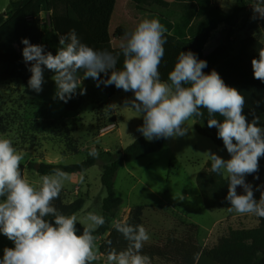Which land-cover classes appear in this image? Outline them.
Instances as JSON below:
<instances>
[{"label":"clouds","instance_id":"obj_1","mask_svg":"<svg viewBox=\"0 0 264 264\" xmlns=\"http://www.w3.org/2000/svg\"><path fill=\"white\" fill-rule=\"evenodd\" d=\"M251 6L252 19H264V0H253ZM166 33L158 18H143L134 29L126 30L119 45L123 55L119 68L120 53L96 50L82 43L75 29L59 35L55 55L45 51L44 45L22 38L23 60L26 65L31 62L27 87L40 93L47 69L54 73V99L64 103L78 89L80 95L86 94L82 85L88 78L97 87L114 85L132 92L134 99L126 101L125 107L142 117L143 124L137 131L147 141L185 136L189 131L186 122L203 117L201 109H205L209 117L207 126L217 129L218 138L230 154V159H224L206 152L211 171L228 181L227 211L264 218V186L254 189L245 179L258 173L259 158L264 156V127L260 126V118L254 115L249 122L243 114L245 96L226 85L216 70L203 72L207 61L192 51H180L167 80H162L159 65L165 54ZM251 65L254 78L264 83V47L258 50V59L253 58ZM101 74L106 79H101ZM217 115L223 119H217ZM26 155L14 147L11 138H0V233L14 243V247L4 248L0 264H93L102 257L103 264H152L142 252L150 239L148 231L143 225H132L127 220L112 222L128 242L127 247L100 253L94 233L105 224V218L88 212L78 220L75 214L60 212L52 202L59 197L65 182L72 180V175L54 168L41 176L38 184L33 183L22 174L21 162ZM89 156H98L95 147ZM83 179L81 176L80 180ZM238 186L243 189L242 194H238ZM254 191H260L259 200L255 199ZM77 223L83 226L81 234H77Z\"/></svg>","mask_w":264,"mask_h":264},{"label":"rangeland","instance_id":"obj_2","mask_svg":"<svg viewBox=\"0 0 264 264\" xmlns=\"http://www.w3.org/2000/svg\"><path fill=\"white\" fill-rule=\"evenodd\" d=\"M128 1L132 0H118L113 15L110 29L115 46L121 43L117 30L124 28L122 33L132 30L143 18H158L167 33L177 37L189 34L187 27L192 21L194 26L199 23L198 17L192 16L191 22L188 19L196 8L186 9L179 1L163 0L168 6L161 7L150 0V4L140 5L146 10L137 9L136 4ZM10 2L0 0V13L9 9ZM216 3L226 12H232L235 6V0H217ZM252 3H248L236 24H221L211 32L205 47L206 54L225 43L228 35L234 48L233 54L238 52L240 41L247 36H256L264 43V19H252ZM160 13L163 15L160 16ZM42 18L45 19V14ZM164 47V57L176 62L182 50L168 41ZM82 86L86 88V94L82 95L84 104L77 111L66 112L62 102L54 99L56 85L52 77L45 80L40 93L29 89L21 79L0 83V138H11L18 151L27 153L21 165L24 167L23 175L29 181L36 184L40 181L37 168H31L29 163L73 164L85 160L93 147L100 153L98 164L81 173H69L73 178L65 182L60 192L65 203L79 197L85 199L83 209L75 214L78 220H82L88 212L103 215V200L106 197L101 183L103 164L110 163L135 139L143 136L137 131L138 126L143 124L142 117L130 107H125L126 101L134 99L132 92L118 89L115 95L109 97L102 85L97 87L91 78L84 80ZM109 105L113 106L109 108ZM195 123V118L187 121L188 133L183 137L165 139L160 151L119 168L115 193L123 199V203L109 222L110 228L114 220L129 222L133 210L142 207L141 225L150 235L144 245L161 243L170 234L181 237L186 224L194 223L200 226V243L203 245L205 239L210 238L206 247H212L220 240L223 231H226L225 236L232 228L255 225V222L240 220H224L214 225L216 220L230 218L234 213H229L225 207L206 208L196 177L210 161L206 152L211 151L224 159H230V155L209 137L199 133ZM245 179L254 189L258 185L264 186V175L258 184L250 182L247 176ZM237 192L242 194L243 189L238 186ZM254 197L259 200L260 191H254ZM109 233L96 236L99 252L100 244ZM77 234L81 232L78 230ZM151 262L177 264L160 258H153ZM93 264H103V257Z\"/></svg>","mask_w":264,"mask_h":264},{"label":"trees","instance_id":"obj_3","mask_svg":"<svg viewBox=\"0 0 264 264\" xmlns=\"http://www.w3.org/2000/svg\"><path fill=\"white\" fill-rule=\"evenodd\" d=\"M179 1L182 7L189 9L196 8L188 18L192 16L199 19L197 25L193 21L188 25L187 35L177 37L166 33L167 41L175 44L182 51H192L199 59L207 61V67L202 71L210 73L216 70L224 80L225 84L238 89L246 98V105L243 114L250 122L253 116L260 118V126L264 127V83L253 76L251 61L258 59V50L264 47V43L256 36H247L240 41L239 49L233 54L232 42L228 35L226 42L220 44L210 53H205V47L210 34L221 24L233 26L246 10L248 3L253 0H235L232 12L224 11L217 0H174ZM130 2V1H129ZM151 2L167 7L168 3L163 0H151ZM118 0H11L10 7L5 13H0V83L14 79H21L27 86L31 76L28 65L25 64L22 56L24 45L22 38L29 39L32 44H42L45 51L56 54L59 46V35L68 33L75 29L82 43L96 50H107L113 54L120 53L117 67H122L123 55L119 46L114 45L111 33V22ZM136 4L137 9H144L141 4H150V0H132L130 4ZM139 5V6H138ZM45 14V19L42 18ZM50 15L51 23H49ZM163 15L160 13V16ZM124 28L118 29L119 36L123 35ZM175 60L163 57L159 65V72L162 80H167L168 73L174 68ZM54 75L50 70L45 69L44 80ZM101 79H106L101 74ZM107 96L116 94L118 89L114 86L101 84ZM62 102V101H61ZM66 112L79 110L84 104V98L79 94L73 96L67 103L62 102ZM203 117L195 118L196 130L209 137L216 145L226 148L222 139L217 136L215 127L207 126V111ZM217 119L222 117L217 115ZM165 139L147 141L143 136L135 139L117 158L110 163L103 164L101 183L106 190V197L103 200V217L106 222L94 233L95 236L104 235L110 231L108 236L100 244V252L107 253L111 248L117 251L127 247V241L123 235L110 228L109 222L114 218L116 210L122 205L123 199L115 193V179L119 168L128 162L145 157L148 154L158 152L162 149ZM235 142V141H234ZM228 153V152H227ZM107 154H110L107 152ZM229 154V153H228ZM230 155V154H229ZM100 153L93 158H87L79 163L56 164V163H29L31 168L36 169L39 176L49 174L54 168H60L68 173H81L99 163ZM23 174L24 167L21 165ZM259 179H255V176ZM264 175V156L259 158L258 173L247 175L250 182L260 183ZM197 185L204 205L208 209L219 207H230L226 200L228 192V181L224 176L217 175L211 171V161L206 162L196 177ZM239 194V193H238ZM2 199V198H0ZM53 205L65 215H73L80 212L85 199L79 197L72 202L65 203L59 194ZM142 207L133 210L132 219L128 223L141 225ZM258 218V217H257ZM259 224L253 228L231 229L227 236L211 248H203L198 239L199 225L186 224L183 236L178 237L170 234L165 241L157 244L144 245L142 252L153 258L174 262L177 264H199L206 259L214 264H264V218H258ZM77 229L82 233L83 226L77 223ZM109 241L111 242L109 244ZM199 253V258L196 254Z\"/></svg>","mask_w":264,"mask_h":264},{"label":"crops","instance_id":"obj_4","mask_svg":"<svg viewBox=\"0 0 264 264\" xmlns=\"http://www.w3.org/2000/svg\"><path fill=\"white\" fill-rule=\"evenodd\" d=\"M128 3H129V1H128ZM239 194H241V193H239ZM224 220H227V221H229V220H231V221H233V220H240V221H243V222H251V221L252 222H255V225L252 226V227H243V228H246V229L256 227L259 224V220H258L257 217L256 218H253L252 215H250V214H247V215H239V214L234 213L233 215L230 216V218H227V219L220 218V219L216 220L215 223H214V225L217 224L218 222L223 223ZM232 229H235V228H232ZM236 229H242V228H236ZM230 230H228L227 232L229 233ZM225 233H226V231H225ZM225 233L223 231L221 236L224 237L223 234H225ZM227 235H225V236H227ZM209 240H210V238L209 239L206 238L205 239V244L203 243V245H202L200 243L203 248H211V247H206L209 244ZM215 245H213V246H215ZM8 246L10 248L14 247V243L12 241H10L7 237H5L2 233H0V252L2 254H4L3 250H4L5 247H8ZM199 264H214V263H211L210 261H208L206 259H202Z\"/></svg>","mask_w":264,"mask_h":264},{"label":"water","instance_id":"obj_5","mask_svg":"<svg viewBox=\"0 0 264 264\" xmlns=\"http://www.w3.org/2000/svg\"><path fill=\"white\" fill-rule=\"evenodd\" d=\"M48 19H49V23H51L50 15H48ZM36 168H37V169L39 168V164L36 165Z\"/></svg>","mask_w":264,"mask_h":264}]
</instances>
